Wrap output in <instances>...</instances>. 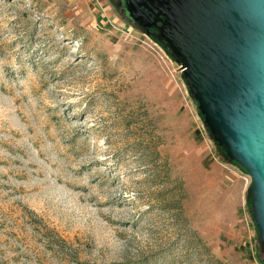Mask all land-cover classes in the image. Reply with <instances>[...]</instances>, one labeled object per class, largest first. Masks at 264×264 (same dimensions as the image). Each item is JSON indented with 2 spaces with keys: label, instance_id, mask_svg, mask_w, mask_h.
<instances>
[{
  "label": "rangeland",
  "instance_id": "rangeland-1",
  "mask_svg": "<svg viewBox=\"0 0 264 264\" xmlns=\"http://www.w3.org/2000/svg\"><path fill=\"white\" fill-rule=\"evenodd\" d=\"M108 4L0 0V264H264L249 174Z\"/></svg>",
  "mask_w": 264,
  "mask_h": 264
},
{
  "label": "water",
  "instance_id": "water-1",
  "mask_svg": "<svg viewBox=\"0 0 264 264\" xmlns=\"http://www.w3.org/2000/svg\"><path fill=\"white\" fill-rule=\"evenodd\" d=\"M130 18L161 22L198 113L223 153L250 176L264 249V0H128Z\"/></svg>",
  "mask_w": 264,
  "mask_h": 264
},
{
  "label": "flooded vegetation",
  "instance_id": "flooded-vegetation-1",
  "mask_svg": "<svg viewBox=\"0 0 264 264\" xmlns=\"http://www.w3.org/2000/svg\"><path fill=\"white\" fill-rule=\"evenodd\" d=\"M128 0H118V8L121 11V13L126 16L131 22L135 23L139 28H141L144 32V34L152 39L154 42L159 44L163 49L165 48L166 44L165 42L160 38L162 37V34L159 30V27L161 25V22L158 20V22L153 25L150 23V21L145 20L144 22L146 24H150L149 26L145 27L144 25L141 24L140 21H135L130 18V15L127 11V2Z\"/></svg>",
  "mask_w": 264,
  "mask_h": 264
},
{
  "label": "crops",
  "instance_id": "crops-1",
  "mask_svg": "<svg viewBox=\"0 0 264 264\" xmlns=\"http://www.w3.org/2000/svg\"><path fill=\"white\" fill-rule=\"evenodd\" d=\"M96 9L101 13V16H104L106 19H110L113 14L111 7L108 4V0H93Z\"/></svg>",
  "mask_w": 264,
  "mask_h": 264
},
{
  "label": "trees",
  "instance_id": "trees-1",
  "mask_svg": "<svg viewBox=\"0 0 264 264\" xmlns=\"http://www.w3.org/2000/svg\"><path fill=\"white\" fill-rule=\"evenodd\" d=\"M248 201L250 202V197H247Z\"/></svg>",
  "mask_w": 264,
  "mask_h": 264
}]
</instances>
